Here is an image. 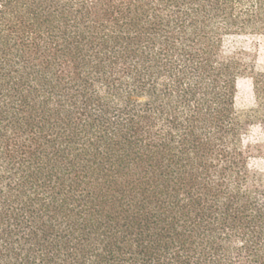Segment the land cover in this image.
I'll use <instances>...</instances> for the list:
<instances>
[{
	"label": "trees",
	"instance_id": "1",
	"mask_svg": "<svg viewBox=\"0 0 264 264\" xmlns=\"http://www.w3.org/2000/svg\"><path fill=\"white\" fill-rule=\"evenodd\" d=\"M246 33L264 0H0V264H264Z\"/></svg>",
	"mask_w": 264,
	"mask_h": 264
},
{
	"label": "rangeland",
	"instance_id": "2",
	"mask_svg": "<svg viewBox=\"0 0 264 264\" xmlns=\"http://www.w3.org/2000/svg\"><path fill=\"white\" fill-rule=\"evenodd\" d=\"M228 52H243L244 59L250 63L255 73H264V34L246 33L228 36L225 41ZM236 107L247 130L243 134L245 144L258 146L264 144V130L261 122L264 117V92L257 94L251 74L242 76L238 81ZM250 159L252 167L264 168V159L255 153Z\"/></svg>",
	"mask_w": 264,
	"mask_h": 264
}]
</instances>
